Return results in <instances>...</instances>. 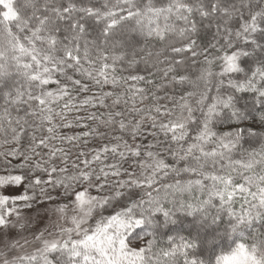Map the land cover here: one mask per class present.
Returning <instances> with one entry per match:
<instances>
[{
    "label": "snow or ice",
    "instance_id": "snow-or-ice-1",
    "mask_svg": "<svg viewBox=\"0 0 264 264\" xmlns=\"http://www.w3.org/2000/svg\"><path fill=\"white\" fill-rule=\"evenodd\" d=\"M0 264H264V0H0Z\"/></svg>",
    "mask_w": 264,
    "mask_h": 264
},
{
    "label": "trees",
    "instance_id": "trees-1",
    "mask_svg": "<svg viewBox=\"0 0 264 264\" xmlns=\"http://www.w3.org/2000/svg\"><path fill=\"white\" fill-rule=\"evenodd\" d=\"M77 131H80L77 129ZM71 134V133H69ZM195 217L188 216L185 213H180L174 224L166 225L164 230L168 231L169 235H181V236H191L195 234L196 229L193 226ZM171 229V231H169ZM211 232L212 228L206 230Z\"/></svg>",
    "mask_w": 264,
    "mask_h": 264
}]
</instances>
